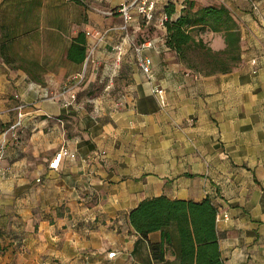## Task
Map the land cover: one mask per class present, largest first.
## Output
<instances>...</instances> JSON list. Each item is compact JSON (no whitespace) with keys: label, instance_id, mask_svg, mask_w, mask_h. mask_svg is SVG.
<instances>
[{"label":"crops","instance_id":"obj_1","mask_svg":"<svg viewBox=\"0 0 264 264\" xmlns=\"http://www.w3.org/2000/svg\"><path fill=\"white\" fill-rule=\"evenodd\" d=\"M129 1L0 0V264H141L160 234L134 250L128 212L159 196L208 199L228 215L216 223L223 264H264V0H191L225 6L240 34L238 64L208 75L165 45L157 23L185 0H152L148 23L131 8L124 32L116 9ZM78 31L92 32L85 59L92 49L77 99L64 106L67 94L49 96L85 62L66 58ZM194 37L225 46L208 29ZM146 40L148 78L131 46ZM63 145L73 156L49 169Z\"/></svg>","mask_w":264,"mask_h":264},{"label":"trees","instance_id":"obj_2","mask_svg":"<svg viewBox=\"0 0 264 264\" xmlns=\"http://www.w3.org/2000/svg\"><path fill=\"white\" fill-rule=\"evenodd\" d=\"M173 12V5L167 4L164 43L190 69L208 75L228 72L238 64L240 34L225 6L194 8L193 1L185 0L179 15L173 18ZM205 29L221 34L223 49L213 50L201 38L194 37V32ZM5 41L0 39L2 55ZM86 48L85 32L78 31L71 39L66 58L81 63ZM190 53L201 57L200 64L192 60ZM216 212L217 207L208 199L193 202L159 196L141 200L128 212L129 225L139 236L134 250L139 242L148 241V234L156 231L160 234L159 241L147 242L149 257L141 258V264H172L165 257L168 252L175 256L178 264H223L217 242Z\"/></svg>","mask_w":264,"mask_h":264},{"label":"built area","instance_id":"obj_3","mask_svg":"<svg viewBox=\"0 0 264 264\" xmlns=\"http://www.w3.org/2000/svg\"><path fill=\"white\" fill-rule=\"evenodd\" d=\"M131 8L135 10V13L143 20L144 22L148 23L152 21L153 19L155 20V15H154V3L152 0H130L129 2H123L119 5V7L116 9L120 14H121V23L118 27V29L126 32L128 30V26L130 22L133 19V15L131 13ZM166 20V15L163 14L162 16H159L157 19V23L160 26H163V21ZM86 35H91L92 32H86ZM97 40H100L102 37L101 33L95 32L94 33ZM152 45V40H146L140 44L137 43H132L131 46L135 52V60L138 68L140 71L148 78L150 76L151 72V59L142 53V50L146 47H150ZM92 48L90 47L88 50L87 58L89 55V52ZM87 58L85 59V62L83 63L82 68L72 74H69L59 90L56 94H52L49 97L52 99L54 97H62L64 94H67L66 98H61L62 99V104L64 106H68L71 104H74L76 99H77V87L80 86V84L83 82L85 75H86V70H87ZM111 88V84L107 83L104 86L105 91H109ZM150 91L152 94H154L157 99H158V104L160 107L164 106V103L162 102L161 95H162V89L157 86V85H152L150 87ZM18 122L15 124L17 125ZM14 125V126H15ZM64 155H69L73 156L72 153H70L67 148L63 145L59 148V150L52 156L50 161L48 162V168L56 170L59 165V161L61 156ZM228 218V215L226 212H219L217 209L216 215H215V221L216 223L219 222L220 220H225ZM115 256L114 251H110L107 254V258L111 259Z\"/></svg>","mask_w":264,"mask_h":264},{"label":"rangeland","instance_id":"obj_4","mask_svg":"<svg viewBox=\"0 0 264 264\" xmlns=\"http://www.w3.org/2000/svg\"><path fill=\"white\" fill-rule=\"evenodd\" d=\"M153 21H155L154 19L152 20V21H150V22H153ZM141 24V23H140ZM149 26H151L150 24H148ZM153 28V27H152ZM194 53H190V55H191V58H192V60H194V61H196V62H198V64H200V62H201V57L200 56H197V55H193ZM199 66V65H198Z\"/></svg>","mask_w":264,"mask_h":264}]
</instances>
